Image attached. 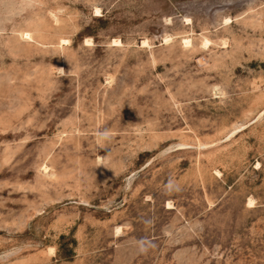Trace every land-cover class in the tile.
<instances>
[{"label":"rangeland","instance_id":"1","mask_svg":"<svg viewBox=\"0 0 264 264\" xmlns=\"http://www.w3.org/2000/svg\"><path fill=\"white\" fill-rule=\"evenodd\" d=\"M0 264H264V0H0Z\"/></svg>","mask_w":264,"mask_h":264},{"label":"bare ground","instance_id":"2","mask_svg":"<svg viewBox=\"0 0 264 264\" xmlns=\"http://www.w3.org/2000/svg\"><path fill=\"white\" fill-rule=\"evenodd\" d=\"M187 39H189V38H187ZM187 39H185L186 40V42L188 41V43L190 42V40H187ZM116 40V39H115ZM168 40V39H167ZM184 40V41H185ZM146 42V40H143V44ZM167 42V41H166ZM116 43V42H115ZM115 43H113V44H115Z\"/></svg>","mask_w":264,"mask_h":264},{"label":"clouds","instance_id":"3","mask_svg":"<svg viewBox=\"0 0 264 264\" xmlns=\"http://www.w3.org/2000/svg\"><path fill=\"white\" fill-rule=\"evenodd\" d=\"M104 135L107 136V133H105Z\"/></svg>","mask_w":264,"mask_h":264}]
</instances>
